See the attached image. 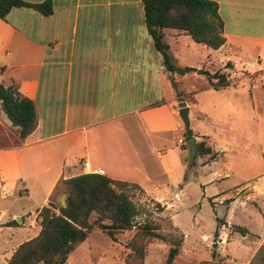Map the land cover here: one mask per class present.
I'll list each match as a JSON object with an SVG mask.
<instances>
[{
	"label": "crops",
	"instance_id": "0c3cea01",
	"mask_svg": "<svg viewBox=\"0 0 264 264\" xmlns=\"http://www.w3.org/2000/svg\"><path fill=\"white\" fill-rule=\"evenodd\" d=\"M212 1L223 22L220 47L163 29L175 65L192 68L184 74L166 68L147 30L141 0H51L49 15L19 6L0 17V82L16 87L35 105L33 128L21 138L0 103V246L8 245L10 256L40 231L42 207L64 203L63 180L86 173L85 161L91 172L137 184L169 213L171 202L182 198L177 192L169 198L171 191L182 190L190 175L184 161L187 145L176 146L187 128L179 117L180 101L188 108L195 141L204 140L215 154L197 153L195 178L210 171L213 179L197 180L201 199L181 202L180 209L191 208L194 223L196 203L203 197L208 205L223 198L224 192L216 195L218 187L235 177L228 171L247 150L211 144L216 135L203 125L212 118L200 95L207 94L210 110L259 109L247 79L264 71V0ZM197 69L209 74L220 69L237 83L213 88L209 74ZM240 122L247 127L246 119ZM226 129L228 140L248 141L244 127ZM196 158L195 166L188 165L196 167ZM208 184L217 190L206 196Z\"/></svg>",
	"mask_w": 264,
	"mask_h": 264
},
{
	"label": "rangeland",
	"instance_id": "374dc122",
	"mask_svg": "<svg viewBox=\"0 0 264 264\" xmlns=\"http://www.w3.org/2000/svg\"><path fill=\"white\" fill-rule=\"evenodd\" d=\"M189 55L193 54L189 52ZM215 71L221 72L220 69ZM247 80L255 89L256 104L259 106L257 111L250 107H242L237 112L223 111L222 108V112L210 110L207 94L200 95L203 108L212 118V123L204 120L203 125L216 135L215 143L211 144L227 151L234 149V145L247 150L228 171V175L233 174L235 177L229 178L228 184L218 187L221 190L216 195L224 192L223 198L210 201L208 205L203 197V203H196L192 208L193 216L197 214L194 223L191 208L180 209L181 202L186 205L201 199L202 191L197 180L208 182L213 179V172L210 171L203 174L199 172V178H195L194 172L199 166L200 156L196 158V167L188 165V155L184 158L186 172L190 174L189 182H185L187 184L182 190L171 191L169 198H173L175 192L182 195L181 202H171L169 213L172 216L144 192L136 188L126 189L137 208L135 223L149 222L157 234L146 244L144 264H166L169 248L179 241L175 264H264V95L258 91V88L263 91L264 71H255ZM230 81L237 83L236 80ZM240 119L248 121L247 127ZM227 124L230 126H225ZM234 124L247 129L248 141L226 138L223 131H227L226 128L233 131ZM209 160L204 159L203 163ZM59 190L67 192L63 184ZM215 190L217 186L208 184L205 188L206 196ZM53 211L58 213V210ZM94 217L92 215L90 220ZM238 226L247 232L243 234L237 231ZM134 231L133 227L118 232L112 240L101 229L93 227L88 236L74 246L64 264H125L124 257L129 251L128 241ZM5 249H8V245L4 248L0 246V264H5L10 257Z\"/></svg>",
	"mask_w": 264,
	"mask_h": 264
},
{
	"label": "trees",
	"instance_id": "16d2710c",
	"mask_svg": "<svg viewBox=\"0 0 264 264\" xmlns=\"http://www.w3.org/2000/svg\"><path fill=\"white\" fill-rule=\"evenodd\" d=\"M145 23L156 48L163 56L166 68L171 72L184 74L192 68L175 65L169 46L163 40V29L173 28L190 35L197 42L216 49L225 38L222 35L223 22L218 14L217 3L212 0H141ZM32 7L43 15L52 12L51 0L28 3L23 0H0V17L12 7ZM209 85L220 88L230 83L228 75L215 71L208 76ZM264 90V84L262 85ZM180 94V93H179ZM0 103L12 125L18 127L21 138L32 130L35 118L33 101L23 96L16 87L4 86L0 82ZM185 137L193 135L186 128ZM198 155L215 154L204 140L196 142ZM66 187L64 203L55 207L44 206L39 211L40 231L20 243L6 264H64L74 246L83 241L93 227L105 232L112 240L123 230L135 228L128 241L129 251L124 257L125 264H144L145 247L148 240L156 237L155 227L149 222L135 223L137 208L126 192L128 188L143 190L135 183L111 179L104 174L86 172L63 180ZM95 217L90 220L91 216ZM13 221L12 223H14ZM237 231L246 233L243 227ZM180 241L168 250L166 264H175ZM62 254V256H60Z\"/></svg>",
	"mask_w": 264,
	"mask_h": 264
},
{
	"label": "water",
	"instance_id": "95a60500",
	"mask_svg": "<svg viewBox=\"0 0 264 264\" xmlns=\"http://www.w3.org/2000/svg\"><path fill=\"white\" fill-rule=\"evenodd\" d=\"M196 72L198 74H202L205 76H207L209 74L208 71L202 70V69H197ZM178 106H179V110H178L179 117L181 118L183 124L188 128V126H189L188 108H187L184 101H180ZM185 142H186V145L188 148V163H189V165H194L195 158L197 156V145H196V141H195L194 136L191 135V136L186 137ZM60 256H62V254Z\"/></svg>",
	"mask_w": 264,
	"mask_h": 264
},
{
	"label": "built area",
	"instance_id": "2783aa9c",
	"mask_svg": "<svg viewBox=\"0 0 264 264\" xmlns=\"http://www.w3.org/2000/svg\"><path fill=\"white\" fill-rule=\"evenodd\" d=\"M182 144H186L185 139H183V138L178 139L176 146L178 147V146H180ZM82 167H83L84 171L91 172L90 171V167H89V163L87 161L82 163ZM100 174H102V173L100 172Z\"/></svg>",
	"mask_w": 264,
	"mask_h": 264
}]
</instances>
